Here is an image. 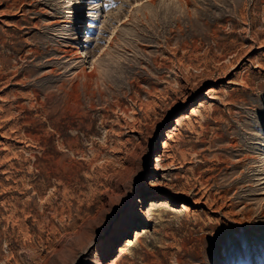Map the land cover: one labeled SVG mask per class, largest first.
Wrapping results in <instances>:
<instances>
[{
  "label": "rangeland",
  "instance_id": "obj_1",
  "mask_svg": "<svg viewBox=\"0 0 264 264\" xmlns=\"http://www.w3.org/2000/svg\"><path fill=\"white\" fill-rule=\"evenodd\" d=\"M0 264H264V0H0Z\"/></svg>",
  "mask_w": 264,
  "mask_h": 264
},
{
  "label": "bare ground",
  "instance_id": "obj_2",
  "mask_svg": "<svg viewBox=\"0 0 264 264\" xmlns=\"http://www.w3.org/2000/svg\"><path fill=\"white\" fill-rule=\"evenodd\" d=\"M207 20H208V19H207ZM208 21H209V20H208ZM207 24H208V23H207ZM210 24H211V23H210ZM209 26H210V25H209ZM207 28H208V27H207ZM207 30H208V29H207ZM203 32H204V31H203ZM219 40H220V39H219ZM219 40H218V41H219ZM217 45H220V44H217ZM252 47H253V46H252ZM56 110H57V109H56ZM51 111H52V110H51ZM51 111H49V112L47 113V114H48V117L53 116V115L55 114L54 111H53V112H51ZM57 112H58V111H57ZM53 113H54V114H53ZM210 117H211V116H210ZM210 117H208V118H210ZM214 118H215V117H214ZM214 118H213V119H214ZM211 119H212V118H211ZM207 120H208V119H207ZM208 121H210V120H208ZM211 121H212V120H211ZM220 122H221V121H220ZM216 136H217V135H216ZM219 137H220V136H219ZM214 142H215V141H214ZM230 145H231V144H230ZM204 151H205V150H204ZM206 151H207V150H206ZM209 151H210V150H209ZM202 152H203V151H202ZM198 153H199V152H198ZM200 154H201V152H200ZM224 157H225V156H224ZM201 158H202V157H201ZM203 158H204V157H203ZM203 158H202V159H203ZM207 161H208V160H207ZM223 161H224V160H223ZM223 161H222V162H223ZM226 161H227V160H226ZM218 162H219V160H218ZM220 162H221V161H220ZM222 162H221V164L224 163V162H223V163H222ZM201 166H202V165H201ZM209 169H210V168H209ZM212 170H213V169H212ZM201 190H202V189H201ZM201 190H200V191H201ZM196 194H198V192H197ZM206 194H207L206 192H203V196H202V197H206V196H207ZM208 200H209V201L212 200V196H211V195L208 196ZM215 201H216V203H217V200H215ZM214 204H215V203H214ZM212 205H213V204H212Z\"/></svg>",
  "mask_w": 264,
  "mask_h": 264
}]
</instances>
